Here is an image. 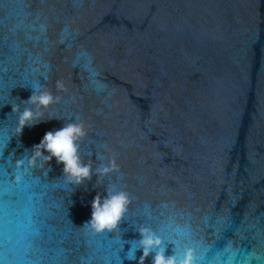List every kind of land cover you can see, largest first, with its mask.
Segmentation results:
<instances>
[{"label":"water","instance_id":"water-1","mask_svg":"<svg viewBox=\"0 0 264 264\" xmlns=\"http://www.w3.org/2000/svg\"><path fill=\"white\" fill-rule=\"evenodd\" d=\"M76 121L86 176L36 155ZM121 192L97 227L94 201ZM142 228L161 238L146 256ZM160 246L264 264V0H0V264H153Z\"/></svg>","mask_w":264,"mask_h":264},{"label":"clouds","instance_id":"clouds-1","mask_svg":"<svg viewBox=\"0 0 264 264\" xmlns=\"http://www.w3.org/2000/svg\"><path fill=\"white\" fill-rule=\"evenodd\" d=\"M53 99L54 97L48 91L33 93L29 97L31 102L38 101L45 106L51 103ZM32 116L33 112L31 109H25L21 113L19 120L20 128H18V131L22 130L23 125L27 123ZM85 134L86 128L82 121L69 122L61 128L49 130L45 133L41 143L36 146V155H40V147H45L50 150L53 155L57 156L58 159L66 163L67 170L77 175L86 176L89 174L90 166L82 165L79 162V157L77 155L78 145L75 143L80 136ZM113 167H115V164H113ZM102 171H108V168L105 167ZM126 200V194L123 192L111 195L102 205L97 198V200L94 201L93 212L94 218L100 222L97 227L108 225L110 222L116 221L124 211ZM141 233V244L144 245L143 253L146 256L151 251L152 246L161 245V238L150 232L147 228H142ZM141 259H143V257ZM153 264H196V260L191 249H187L184 256L181 258L177 254L165 255L164 247L160 246L157 248Z\"/></svg>","mask_w":264,"mask_h":264}]
</instances>
